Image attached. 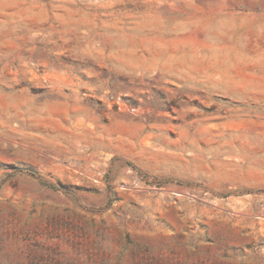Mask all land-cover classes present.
Instances as JSON below:
<instances>
[{"label": "rangeland", "instance_id": "rangeland-1", "mask_svg": "<svg viewBox=\"0 0 264 264\" xmlns=\"http://www.w3.org/2000/svg\"><path fill=\"white\" fill-rule=\"evenodd\" d=\"M0 264H264V0H0Z\"/></svg>", "mask_w": 264, "mask_h": 264}, {"label": "trees", "instance_id": "trees-1", "mask_svg": "<svg viewBox=\"0 0 264 264\" xmlns=\"http://www.w3.org/2000/svg\"><path fill=\"white\" fill-rule=\"evenodd\" d=\"M32 175H34V173L31 172Z\"/></svg>", "mask_w": 264, "mask_h": 264}]
</instances>
